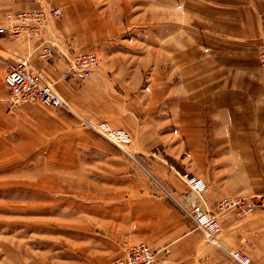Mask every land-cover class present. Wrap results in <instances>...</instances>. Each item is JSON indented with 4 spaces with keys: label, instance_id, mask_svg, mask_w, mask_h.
Masks as SVG:
<instances>
[{
    "label": "crops",
    "instance_id": "obj_1",
    "mask_svg": "<svg viewBox=\"0 0 264 264\" xmlns=\"http://www.w3.org/2000/svg\"><path fill=\"white\" fill-rule=\"evenodd\" d=\"M113 1L0 0V24L5 10L61 9L36 36L0 33V108L3 60L17 57L88 107L86 125L53 132L69 165L66 208L53 210L67 219L53 218L47 236L37 220L33 241L0 236V264H110L138 242L155 250L152 264H237L232 252L264 264V81L253 49L264 48V0ZM75 50L99 56L82 92L68 64ZM98 121L130 133L125 151L92 129ZM181 169L202 178L211 211L242 195L255 197L251 212L218 213L207 237L177 206Z\"/></svg>",
    "mask_w": 264,
    "mask_h": 264
},
{
    "label": "rangeland",
    "instance_id": "obj_2",
    "mask_svg": "<svg viewBox=\"0 0 264 264\" xmlns=\"http://www.w3.org/2000/svg\"><path fill=\"white\" fill-rule=\"evenodd\" d=\"M94 1L101 3L104 0ZM112 2L114 1L107 0L108 5ZM178 2L179 1L173 2L175 8H179L180 3ZM44 4L52 5L50 3H42L37 5V7ZM98 7L99 5L97 4L96 8L98 9ZM203 19V27L207 29V22L204 16ZM189 23H194L193 19H190ZM1 34L7 35L6 33ZM49 36L50 40H48L49 38L47 39L49 41L48 48L49 46L51 48L55 45L54 39L56 35L53 34V37H51L52 34L50 33ZM258 45L259 43H255L253 49L256 52V66L258 67L259 75L264 81L257 61V54L259 51ZM72 52L74 55L77 52L85 51L75 50ZM95 54L98 56L96 52ZM13 59L16 58H12V60ZM98 62L99 56L97 63L91 68L90 74L98 65ZM90 74L87 77L78 76L74 81L75 89L78 88L79 91L82 92L84 81L89 78ZM51 85L53 86V84ZM57 92L63 95L61 91L58 90ZM80 97V99H76L73 96L69 98L68 95L64 97L67 106L52 107L42 105L37 101H25L17 103L11 110L7 109V106L5 107L6 104H3L0 108V124L6 126V128L0 130V236L13 234L23 237L26 236V238L27 236L35 237V235H37L36 221L39 219L44 220V235L47 236L51 234L49 232V230L51 231L50 221H52L53 218L56 220L67 219V212L58 209L57 206L55 210H53V204L59 205L62 209L66 208L69 165L66 162L57 161L66 153H61L62 156H60L58 154V149H53L52 140L54 129L59 127L68 128L71 122L77 125H86L88 122V119L84 118L83 115L85 114L82 112V110H88V107H84V103L86 104V102L82 96ZM123 130L126 131L125 129ZM126 133L131 140L130 133L128 131H126ZM174 134L175 133H173V135ZM62 149L63 148L60 147V150ZM123 151H125V149ZM53 153L56 155V162H53ZM185 155L188 154L185 153ZM63 159L66 160L67 157L65 156ZM181 170L186 171L184 169ZM175 175L179 178L177 170L175 171ZM186 191L187 187L185 185V191L182 194L181 200L178 202L176 201L177 206L184 215H186L184 211V208H186V203L184 201V194ZM245 198L252 201L253 208L255 197ZM206 206L210 213L215 211L216 215L218 214L216 209L211 211L207 203ZM27 241H33V239L27 238ZM234 260L239 264L236 259Z\"/></svg>",
    "mask_w": 264,
    "mask_h": 264
},
{
    "label": "built area",
    "instance_id": "obj_3",
    "mask_svg": "<svg viewBox=\"0 0 264 264\" xmlns=\"http://www.w3.org/2000/svg\"><path fill=\"white\" fill-rule=\"evenodd\" d=\"M60 16V9L56 5H40L30 9L5 10L2 13L0 33L10 37H33L41 31H46L49 20ZM42 56L49 55V48H42ZM4 61V60H3ZM98 56L92 50L75 53L70 61L69 68L79 77H87L91 68L97 63ZM257 61L264 78V48H260ZM5 71L2 76L7 92L5 103L8 108L25 101H37L46 106H67L65 100L53 88L28 59L18 57L11 62L4 61ZM92 129L105 139L111 141L119 149L130 141L129 135L121 128H111L104 121L91 124ZM179 178L185 183L187 191L184 194L186 216L203 233L212 238L217 230L216 213L209 212L205 203L203 190L204 181L187 171H177ZM216 212L233 210L238 215H245L252 209V201L240 195H223L215 204ZM239 264H246L247 258L237 253H230ZM155 259V250L144 242L127 246L122 254L115 256L111 264H152Z\"/></svg>",
    "mask_w": 264,
    "mask_h": 264
}]
</instances>
